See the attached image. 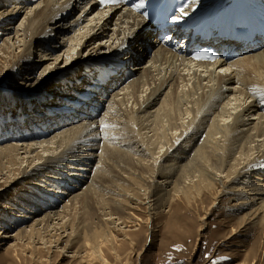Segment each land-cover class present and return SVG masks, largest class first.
Listing matches in <instances>:
<instances>
[{"label": "bare ground", "instance_id": "bare-ground-1", "mask_svg": "<svg viewBox=\"0 0 264 264\" xmlns=\"http://www.w3.org/2000/svg\"><path fill=\"white\" fill-rule=\"evenodd\" d=\"M6 1L10 2V5L16 6L7 14L14 15L25 10L23 8L31 0ZM230 3L231 0H195L189 8L192 11H197L204 7V5H207L209 8L215 9L221 4L226 5ZM81 4H87V9L84 11V16L79 19V23L77 22L80 24L86 19L88 12L96 10L94 9L96 8V3L91 0H63L62 2H59V0H40L34 7L27 6L28 11L25 10L24 20L17 27L11 23L2 26L0 36L4 34L6 36L2 39L3 42L0 44V51L14 49L16 44L13 42V39H16L15 41L18 40V29L22 27L23 32L21 34L23 35V39L22 41L20 39V44L17 47V49L21 47L22 49H20L21 53H18L17 60L19 63L31 61L27 58V55L37 50V47H41L40 43H35L36 39L46 42L55 38V34L51 32L40 33V28H44L45 26L44 23L53 22L61 15L65 18L69 9L73 10ZM18 5L19 8L17 7ZM232 5H234L233 2ZM112 16H117L121 24L120 33L116 35L113 33L110 36V38L112 36L116 38L113 41L114 46L100 44L97 50V53H100V55H91L80 59V54H78L77 58L73 59L70 63H68L67 58H73L75 53L68 51L65 60L60 55H57L54 58L55 63L53 67H47L48 70L44 69L45 72H49L47 74L45 72L41 73L42 75L44 74L42 76V84L47 81L49 83L53 82L54 87H56L55 90L57 91L56 95L53 96L51 93L34 94L31 95L34 98L32 100H23L15 96L17 101L12 106L17 107L15 103L18 106H25L24 113H22L34 115L33 117L31 116L32 120L27 122L23 127V129L27 128V130L21 131L16 126V128H13L15 123L12 119L18 117L15 114H11L10 119H8L9 122L4 123L0 121V140L5 135V137H13L14 141L5 146H0V163L5 164L8 161L7 158L10 160L15 159L16 163L19 164L18 170H20V178H14L7 187L14 186V183L24 177L36 178L37 176L38 178L41 176L44 178V184L46 183L42 185L45 190H51V186L57 189L53 193H56L58 197H52L53 200L51 201L53 202H42L39 206L33 207V211L22 215L21 224H24L29 218H34L44 212L41 218L34 220L33 224H30V228L27 229L25 226L18 231V234L27 233L30 230H38L39 224H45L46 228L50 227V229L58 231V226H60L59 221L61 220L63 222L66 217L64 214L67 211L68 204L65 203L61 210L57 211L56 208L58 205H55L54 201L56 200L60 203L61 197L65 198L73 192V195L67 201H70V205L74 204L80 197L79 193H74V191L88 180L89 183L86 186V191L92 195H94L97 189L99 191L118 192L119 188H122L121 186L113 184L111 189L106 187L105 183L102 182L105 177H110L108 175L110 172H102V170H107L104 168V162L106 159L111 160L113 163L118 161L116 155L121 157L120 152L102 151L101 154L103 153V155L100 154V158L97 160L100 162L99 165H96L98 167L94 165L95 158L90 156V153H81L76 158L68 159L69 152L76 151L77 148L89 143V134L95 130V124L91 120L93 118L87 119L85 117H93V115L98 117L100 111L105 108L107 116L104 115L101 121L108 120L110 124L126 121L131 123V126L134 128L136 127L134 124L136 120L138 123L144 125V122L152 115L160 120L167 117L168 129L171 132H164V136L172 134V137H174L178 130L175 122L177 118L176 110L180 109V104H184L187 107L183 110V113L182 111L178 112L180 116L184 118V114H190L192 115L191 120H189L185 129L180 131L175 141H171V144L164 151L163 148L165 145L162 144L159 146L158 151L150 153L140 142L139 146H132L129 143L126 144L129 145L126 148H130L132 154L122 152L124 157L141 166L147 165V161L150 160L155 163H160L157 169L154 167L151 176L146 181V184H149L148 193L156 196V202H154L156 205L153 206V211L154 209L160 211L167 206L176 192L185 193L187 188L189 189L186 185L187 183L189 184L195 181L194 185L201 187L204 191L211 190L210 185L222 184V192L229 193L233 201H235L232 209L235 212L246 211L242 215V219L246 223L250 221L264 228V70H262L264 69V50L251 56L246 55L243 58H236L234 59L236 61L231 60V62H194L192 59L172 51L165 45H159L153 35L154 30L155 33L159 32L149 21H146L138 15L134 9L117 6L103 9L98 7L96 16H93L92 20L94 24L88 27L86 33L82 34L81 38L83 40L80 38L83 41V46H86L90 39L96 35L95 32L93 33L96 27H98L101 33L106 31L108 20ZM99 22H101L100 25ZM173 24L175 32L183 35L185 27L187 26L184 19L174 20ZM28 27H30L32 32H29ZM12 32H14L13 39H11L10 35ZM57 32L59 33L60 30H57ZM24 37L29 38L30 43H27ZM45 45L51 49L50 44L44 43ZM71 47L70 45L69 50H73V47ZM150 47H152V51L148 50ZM79 52L77 51L76 53ZM241 52V48L235 51V53L239 54ZM44 55L41 51L39 52V57L45 58L44 60H46L47 56ZM62 60L65 65L59 66ZM146 60L147 63L144 64ZM77 63L81 65V70L72 69ZM65 68L68 71H65ZM131 69L138 70L136 79H133L131 82L129 81L127 86L120 89L125 90V92L113 93L114 96L110 100L107 99L109 88L129 78L133 74ZM79 71L82 74L80 76L77 75ZM103 74L105 75L102 77L104 80L109 77L106 85H103L99 81V75ZM232 83L241 84L236 88V91L244 95L242 98L243 103L248 98H252L253 101H249L246 106H242L243 103L235 105L234 109L239 106H242V108L234 115L232 123L224 126L214 121L212 124L204 127L206 133L202 140H199L200 130L202 124L206 122L207 114L215 111L225 98L226 92H231V89H235ZM72 85L77 88L71 87ZM61 92L64 94L66 92L72 93L59 95ZM139 93H145L141 100L137 99ZM119 94L123 95L119 97ZM130 99H133L135 104L138 101V106L135 108V111L134 108L133 110H127L123 107ZM206 102L209 103L208 106L205 105ZM178 103L180 104L178 105ZM229 103L230 99L226 104L228 105ZM157 104L160 105L157 107ZM155 106V111H152L151 109ZM35 110H37V113H35ZM46 111L53 115L50 116ZM255 112L260 121L252 128L245 129L247 130L246 132L239 131V126L250 124L248 121H245L244 117L252 115ZM130 113H132V116H129ZM80 116H84V118L81 117L79 119L86 120H83L79 125L76 124L66 127L67 122L77 123L79 120L78 117ZM228 117H230V114ZM46 121L47 123H44ZM5 124H8V126H5ZM143 127L147 126L144 125ZM58 129L61 131L56 132ZM249 130H253V133H249ZM54 132L56 133L54 134ZM46 134L53 135L46 138ZM217 134H220L219 138L215 137ZM27 138L33 139L31 142H27L25 141ZM179 138L184 140V145L181 147L175 145ZM193 140H196L197 143L195 155H193L194 160H190L188 163H181L183 157H188L187 155L183 156V153H190L187 148ZM132 143H135V141ZM140 147L142 148L140 149ZM38 148L40 150H37ZM86 148L93 150L92 147ZM140 152H146L148 154L149 158L147 161L142 157H137ZM201 159L216 161L218 164L216 172L211 171V168H206L205 162ZM65 160H68L67 163H64ZM25 162L26 164H24ZM118 164L117 166L120 169L124 168L123 171L125 173L123 177L129 178L132 181L136 179L135 176L139 172L137 169L132 170L127 164L122 162ZM92 168H94V175H90ZM222 174L226 179L225 181L218 182V178H221L219 176H222ZM110 175L114 174L112 173ZM157 177L160 181L157 180ZM203 177L207 181V184H203ZM34 184L36 183L28 182L29 187L34 186ZM46 185L48 189L45 188ZM19 192L25 193L26 190L22 188ZM126 194L132 198L134 197L127 192ZM31 203L30 205H32ZM108 205L110 206L108 201L103 204H97L101 209H105ZM214 206H217L216 200L213 201L210 208ZM43 207L45 209H42ZM30 215L33 216L31 217ZM105 219H115L117 224L122 223L121 218H118L120 221L116 220L117 216L112 214H107ZM231 230V234L237 231L234 228ZM44 232L46 231L44 230ZM46 234L48 235V233ZM34 236L43 239L44 235L41 232H33L30 238ZM56 240H59V236Z\"/></svg>", "mask_w": 264, "mask_h": 264}, {"label": "rangeland", "instance_id": "rangeland-1", "mask_svg": "<svg viewBox=\"0 0 264 264\" xmlns=\"http://www.w3.org/2000/svg\"><path fill=\"white\" fill-rule=\"evenodd\" d=\"M39 1L40 0H31L27 6L34 7ZM62 1L63 0H59V2ZM27 6L23 8L26 11H28V8H26ZM14 7L16 6L10 5V2L0 0V32L2 31V26L11 23L17 27L18 24L24 20L25 10L14 15H7ZM17 7L19 8V5ZM86 9L87 4H81L73 10L69 9L65 18L61 15L53 22L44 23L45 26L44 28H40V33L51 32L55 34V38L46 42L36 39L35 43H40L41 47H37V50L27 55V58L31 60L27 63H19L17 60L18 55L21 53L20 49H22V47L18 49L17 47L20 44V39L21 41L23 39V35L21 34L23 28L21 27L18 29L17 41L13 39L14 32L10 34L11 39H13V42L16 44L14 49L0 51V121L4 123L9 122L8 119H10L11 114H15L18 117L12 119L15 123L14 126L12 123L13 128L17 127L21 131L27 130V128L23 129V127L27 122L32 120L34 115L23 114L25 106H18L17 103H15L17 107L12 106V104L17 101L15 96L23 100H32L34 98H32L33 96L31 97V95L34 94L51 93L53 96L56 95L57 91L55 90L56 87H54V83H49L47 81L42 84V76L44 74H41L45 72V70H48L47 67H53L55 56L60 55L65 60L68 51L75 53L73 58H67L68 63H70L73 59L77 58L78 54H80V59L91 55H100V53H97L100 44H105L106 46L109 44L111 46L115 45L113 41L114 39L116 40V38H113V36L110 38V36L113 33H115V35L120 33L121 24L117 16H112L108 20L106 31L101 33L98 27H96L93 31L96 35L90 39L86 46H83V41H81L83 39L81 36L86 33L88 27L94 24L92 20L93 16H96L97 11L96 9L88 12L86 19L82 22L80 21L81 23L78 24L79 19L84 16L83 14ZM100 23L101 22H99V25ZM116 23H118V25H116ZM28 29L29 32H32L30 27H28ZM57 30H60V32L58 33ZM5 36L6 34L0 36V44L3 42L2 39H4ZM24 40L30 43L29 38L24 37ZM44 43L50 44L52 50L46 47V45L44 46ZM70 45L73 47V50H69ZM151 49L152 47L148 48V50ZM263 50L264 49L247 53L240 57L243 58L246 57V55L251 56L256 53L258 54ZM40 51L42 54H45L44 56H47L46 60H44L45 58L39 57ZM77 51L80 52L76 53ZM240 57H238V59ZM147 60L144 64L147 63ZM108 62L110 63V61ZM228 62H231V60ZM63 64L65 65L62 60L59 66ZM80 66L81 65L77 63L72 69L81 70L82 68ZM65 71H68L67 68H65ZM132 71L133 74L129 78L109 88L107 99L110 100V98L114 96L113 93L125 92V90L120 89L127 86L129 81L131 82L133 79H136L138 70ZM48 72L49 71H46L45 74ZM77 75L80 76L82 74L79 71ZM104 76V74L99 75V80ZM232 84L235 89H231V92H226L225 98L215 111L207 114L205 119L206 122L202 124L200 130L199 140H202L206 133L204 127L212 124L214 121L224 126L232 123V118L237 111H239L242 106H246L249 101H253L252 98H248L246 102L243 103L242 98L244 95L236 91V88L241 84ZM71 87L77 88L74 87V85ZM68 93L71 94L72 92H66V94L61 92L59 95H68ZM144 94L145 93H139L137 99H143ZM122 95L123 94H119V97ZM235 98H237V100H235ZM229 99L230 103L227 105L226 103ZM238 103H243V105L234 109L235 105ZM179 104L180 103H178V105ZM208 104V102L205 103L206 106H208ZM159 105L160 104H157L156 106L158 107ZM137 106L138 101L135 104L133 99H130L126 105H123L127 110H133L134 108V111ZM156 106L151 110L155 111ZM186 108V105L180 104L181 110L179 109L176 110L177 113L175 112L177 114L175 122L178 126V130L174 137H172V134L164 136V132H171L170 129H168L167 117L160 120L152 115L144 122V125L147 127H143L144 125L138 123L136 120L134 122L136 125L135 128L131 126V123L126 121L120 123L113 122V124H110L108 120L101 121L104 115L107 116L105 108L100 111L98 117L94 115L93 117H85L87 119L93 118L91 120H93L92 123L95 124V130L89 134V143L77 148L76 151L69 152L67 156L68 159L76 158L81 153H90V156L95 158L94 165L96 166L100 164L97 160L100 158L102 151L120 152L119 154L121 157L116 155L118 161L113 163L111 160L106 159L104 162V168L107 170H102V172L106 173L108 171V173L110 172V174L113 173L114 175L108 174L110 177H105L102 182L105 183L106 187L111 189L113 184L121 186L122 188H119L118 192L99 191L97 189L94 195H92L86 191V186L89 183L88 180L74 191V193H79L80 196L74 204L70 205V201H67L71 198L73 192L65 198L61 197L60 203L55 200V205H58L56 208L57 211L61 210L65 203L68 204L67 211L64 214L66 217L63 222L61 220L59 221L60 226H58V231L50 229V227L46 228L45 224H39L38 230H30L27 233L18 234L21 228L25 226L27 229L30 228V224H33L34 220L41 218L44 212L34 218H29L24 224H21L22 215L28 214L29 211H33V207L39 206L42 202H53L51 201L53 200L52 197L56 196V193H53V191L57 189L51 186V190H45L42 187L44 178L41 176L38 178L37 176L36 178L24 177L14 183V186L7 187L14 178H20V170H18L19 164L16 163L15 159L10 160L9 158H7L8 161L5 162V164L0 163V264H264L263 226L255 225L248 220L246 223V221L242 219V215L246 211L235 212V210L232 209L235 201H233L229 193L222 192V184L210 185L211 190L208 189L204 191L201 187L194 185L195 181L189 184L187 183L186 185L189 189L187 188L185 193L176 192L177 194L175 193L167 206L160 211L154 209V212L153 206L156 205V203H154L156 202V196L148 193L149 184H146V181L151 176L154 167L157 169L160 163L152 162V160L147 161L149 156L146 152H140V154L137 155V157H142L147 161V165L145 166L138 165L122 155V152L132 154L130 148H126V146H129L126 145L127 143L132 144V146H139L141 142L150 153L158 151L159 146L163 144L165 145L163 148L164 151L171 144V141H175L180 131L184 130L189 120H191L192 115L184 114V118H182L178 113L179 111L183 113V110ZM262 110H260V112H262ZM35 113H37V110H35ZM46 113L50 116L53 115L47 111ZM229 114L230 117H228ZM20 115H22V117H20ZM222 115L224 118H227L224 120ZM129 116H132V113H130ZM81 117L84 118V116H80L78 119ZM244 119L250 124L239 126V131L246 132L247 130L245 129L252 128L260 121L256 112L252 115L245 116ZM83 120L85 121L86 119H79L77 123L67 122L66 127L76 124L79 125ZM261 121H263V119H261ZM44 123H47V121ZM5 126H8V124H5ZM53 129L55 130V128ZM60 131L61 130L58 129L56 132ZM56 132H54V134ZM249 133L252 134L253 130H249ZM51 135L53 134H46L45 137L49 138ZM219 136L220 134L215 135L217 138H219ZM244 138L246 139V137ZM32 139L33 138H27L25 141L31 142ZM12 141L13 137H5L4 135L0 140V146L10 144ZM134 141L135 143H132ZM183 142L184 140L179 138L175 145L181 147L184 145ZM86 147H92L93 150H89V148ZM141 148L142 147H140V149ZM196 148V140H193L187 148L190 153H183V156L187 155L188 157H183L181 163H188L190 160L193 161ZM37 150L40 149L38 148ZM101 155H103V153ZM201 160L205 162L206 168H211V171L216 172V168L218 167L216 161L207 159ZM67 161L68 160H65L64 163H67ZM119 162L127 164L132 170L137 169L140 172V174L137 172L138 175L135 176L136 179L134 181L123 177L125 173L123 171L124 168L120 169V167L117 166ZM24 164H26V162ZM90 175H94V168H92ZM219 177L221 178H218V182L225 181L226 179L223 174ZM202 179L203 184H207L204 177ZM157 180L160 181L159 178ZM29 181L35 182L36 184L29 187ZM22 188L26 190L25 193L19 192ZM45 188H47V185ZM126 192L134 197L132 198L127 194L125 195ZM214 200H216L217 206L210 208ZM107 201L110 203V206L108 205L105 209H101L97 206V204H103ZM30 203L32 205H30ZM42 209L45 208L43 207ZM107 214L117 216L116 220L121 218L120 220L122 223L117 224L115 219H112L113 221L105 219ZM30 216L32 217L33 215ZM232 228L237 230L236 233L231 234ZM44 230L46 232H44ZM33 232H41V234L44 235L43 239H39L37 236L30 238ZM46 233H48V235ZM58 236L59 240H56Z\"/></svg>", "mask_w": 264, "mask_h": 264}, {"label": "snow or ice", "instance_id": "snow-or-ice-1", "mask_svg": "<svg viewBox=\"0 0 264 264\" xmlns=\"http://www.w3.org/2000/svg\"><path fill=\"white\" fill-rule=\"evenodd\" d=\"M104 2L107 3L108 0H104ZM137 7L138 8H143L144 7V0H141V3L139 5H137ZM180 12H181L182 15L179 16V17H174L175 20H180V19L183 18L184 15H187V13L184 12L183 8L180 9Z\"/></svg>", "mask_w": 264, "mask_h": 264}]
</instances>
